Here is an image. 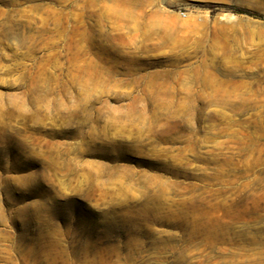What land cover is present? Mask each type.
I'll return each mask as SVG.
<instances>
[{"label": "rangeland", "instance_id": "obj_1", "mask_svg": "<svg viewBox=\"0 0 264 264\" xmlns=\"http://www.w3.org/2000/svg\"><path fill=\"white\" fill-rule=\"evenodd\" d=\"M0 264H264V0H0Z\"/></svg>", "mask_w": 264, "mask_h": 264}, {"label": "bare ground", "instance_id": "obj_2", "mask_svg": "<svg viewBox=\"0 0 264 264\" xmlns=\"http://www.w3.org/2000/svg\"><path fill=\"white\" fill-rule=\"evenodd\" d=\"M200 65H203V64L201 63ZM220 100H221V98H220Z\"/></svg>", "mask_w": 264, "mask_h": 264}]
</instances>
